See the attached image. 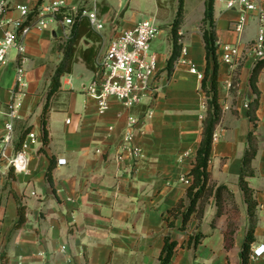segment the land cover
Wrapping results in <instances>:
<instances>
[{"label": "crops", "instance_id": "0c3cea01", "mask_svg": "<svg viewBox=\"0 0 264 264\" xmlns=\"http://www.w3.org/2000/svg\"><path fill=\"white\" fill-rule=\"evenodd\" d=\"M59 1L66 4L61 15L47 16L43 27L35 26L41 18L39 6ZM133 1L131 9L132 0L119 12L120 7L116 9L111 0H5L0 38L7 28L5 22L22 17L20 6L30 9L32 26L24 38L25 52L21 55L12 48L7 63L0 65V138L12 120L14 138L7 148L9 156L23 148L30 131L36 143L27 148L26 173H15L7 163L0 170V264L2 254L8 256V264H158L169 233L179 244L170 264H242L241 249L250 220L239 178L253 127L248 111L257 94L250 79L259 61L254 44L260 29L264 30V0H255L260 10L248 14L242 32L233 27L241 11L227 9L226 0H215L223 116L215 130L209 169L212 181L226 186L230 193L223 195L220 215L216 198L211 197L202 219L192 216L185 229L181 228V216L172 229L166 217L186 195L189 185L179 178L189 177L202 137L206 94L202 79L191 72V67L201 73L206 67L199 27L205 0H184L179 33L187 53L181 55L171 77L166 70L173 49L169 34L179 0H150L149 17L139 2ZM72 9L98 12L104 28L94 30L103 36V42L100 46L84 39L82 45L100 46V55L122 30L144 19L154 20L160 28L152 41L159 57V72L153 83L157 90L131 110L112 99L109 110L99 114L96 100L85 90L94 72L78 57L72 72L61 77L60 91L51 99L49 141L44 144V105L52 75L62 59L59 46L70 33L62 19ZM252 25L257 27L254 36ZM225 44L240 46L241 56L235 64L223 61ZM20 67L25 71L24 88L17 84ZM257 87L259 151L253 161L256 173L248 180L258 203L259 220L251 250L264 244V68ZM14 104L19 107L12 118ZM150 108L154 113L146 118ZM130 114L144 123V133L137 136L144 156L118 166L114 154ZM59 159H66V164H58ZM52 161L53 186L47 179ZM14 193L26 205V222L18 229ZM226 232L231 234L229 247ZM197 233L204 238L197 248H190V235ZM253 264H264V255Z\"/></svg>", "mask_w": 264, "mask_h": 264}, {"label": "trees", "instance_id": "16d2710c", "mask_svg": "<svg viewBox=\"0 0 264 264\" xmlns=\"http://www.w3.org/2000/svg\"><path fill=\"white\" fill-rule=\"evenodd\" d=\"M83 11L84 9H79L75 15H71L70 13L74 19V22L70 26L68 38L59 46L60 51L62 52V59L54 74L52 75L43 111L44 144L48 143L49 141V131L47 125L50 102L51 99L60 91L61 77L72 72L73 65L78 57H82L88 67L93 70V72L98 68V58L100 56L99 49L103 42V36L94 30L89 17L84 15ZM102 11L105 12L106 8H103ZM184 13V0H179V8L176 17L171 24L169 34L173 47L166 66L169 77L173 75L176 64L180 60L182 54L183 44L181 42V35L179 31L184 21ZM199 27L206 50V67L201 82V88L206 94V110L202 121L203 130L200 145L197 150L193 167L188 174L192 182L186 190V195L179 199L174 207L169 209V216L166 217V220L170 229L175 227V220L180 216L182 217V229L187 227V224L192 216H195L201 220L211 197L216 198V203L218 206L217 215H220L222 213L223 195L230 193L226 186H217L212 181V176L209 169L212 146L214 143V133L223 116V109L220 104V60L218 56L220 44L218 42L216 31L215 0H205V13ZM84 39L93 41L94 43L98 42L100 46L95 47V45H92L88 48H84L82 45V41ZM263 68L264 58L260 59L256 63L250 79L257 97L251 103L248 111L250 121L253 123V127L247 137V147L243 155L242 169L239 178L240 186L244 191L245 199L248 204V217L250 220L249 228L241 249L242 264H250V256L252 252L251 247L256 239L255 230L259 220V215L257 212L258 203L255 199L254 190L249 185L248 179L254 176L256 173V170L253 166V161L259 151L258 136L256 134V129L258 126L257 110L259 105V90L257 87V81L258 76ZM54 167L55 165L52 161L47 172V179L52 186L54 185L52 177ZM14 194L18 203L19 213V218L15 224V229H18L26 222V205L23 204L22 198L20 196H18L16 193ZM225 237L226 245L229 247L232 243L231 234L226 232ZM203 238L204 234L202 233L191 234L188 241V246L190 248H197ZM178 245V242L172 239L170 233L166 235L165 244L159 257L158 264H170L175 252L177 251ZM1 258L2 264H8L9 259L7 255L2 254Z\"/></svg>", "mask_w": 264, "mask_h": 264}, {"label": "built area", "instance_id": "2783aa9c", "mask_svg": "<svg viewBox=\"0 0 264 264\" xmlns=\"http://www.w3.org/2000/svg\"><path fill=\"white\" fill-rule=\"evenodd\" d=\"M66 4L63 1L42 4L39 6L38 15L41 17L35 26L41 28L45 25V17H57L61 15ZM5 0H0V15L6 11ZM227 9H238L241 11L240 17L233 23L237 32H242L246 26L248 14L260 10L255 0H226ZM22 17L16 20L5 22L7 28L0 38V65L8 61V53L12 48L18 50L22 55L25 52L24 38L29 33L32 23L28 17L30 9L27 6L19 7ZM77 10L72 9L71 15L77 14ZM89 17L91 25L96 30L104 28V24L98 16L96 10L83 11ZM64 16L62 23L71 26L73 17ZM159 27L152 19H144L136 23L131 29L122 30L112 41L108 49L99 56L98 68L93 73V79L89 86H85L86 93L96 100L99 114H105L111 105V100H117L125 109L131 110L141 104L145 98L150 97L157 90L153 87L159 72V57L151 51L152 41L157 37ZM255 46V53L258 60L264 58V30L260 29ZM223 61L235 64L241 56L238 44L223 45ZM187 53V48H182V54ZM181 54V55H182ZM181 59V58H180ZM191 72L196 73L203 79V73L198 72L192 66ZM17 84L19 88L26 86L25 71L23 68L17 69ZM19 104L12 105L10 115L15 117ZM154 113L152 108L148 109L145 117H150ZM143 121L133 114H130L126 124V129L121 141L116 147L114 160L121 166L128 160L139 161L143 158V148L137 140L139 133L143 134ZM215 136V133H214ZM14 138V123L9 121L6 125L5 134L0 138V170L3 164L7 163L15 173H26L29 167L27 148L36 143L35 134L30 131L23 148L13 156L7 154V148ZM99 151V150H98ZM58 164H66V159H59ZM179 181L191 184L190 177L182 176ZM264 255V244L253 247L250 261L258 260ZM19 264H23L20 262Z\"/></svg>", "mask_w": 264, "mask_h": 264}, {"label": "rangeland", "instance_id": "374dc122", "mask_svg": "<svg viewBox=\"0 0 264 264\" xmlns=\"http://www.w3.org/2000/svg\"><path fill=\"white\" fill-rule=\"evenodd\" d=\"M129 1L130 0H111V3L116 9H118V7H120V9H119V12H120V11H122L123 9H125L129 5ZM137 1L139 2V6L141 7L142 11L145 13V15L147 17H149L150 14H151L150 8L152 6L151 3H150V0H137ZM190 1H194V0H190ZM197 1H199V0H195V2H197ZM132 5H134V1L133 0L131 2V5H130L129 9H131ZM157 26H158V24H157ZM159 31H160V28H159ZM256 32H257V27L255 25H252V35L253 36L256 35ZM151 51H153L152 44H151ZM90 83L87 86H89ZM146 118H148V117H146ZM143 133H144V131H143Z\"/></svg>", "mask_w": 264, "mask_h": 264}]
</instances>
